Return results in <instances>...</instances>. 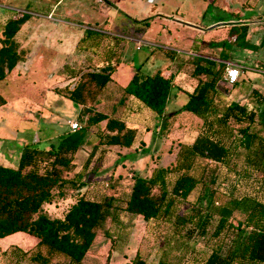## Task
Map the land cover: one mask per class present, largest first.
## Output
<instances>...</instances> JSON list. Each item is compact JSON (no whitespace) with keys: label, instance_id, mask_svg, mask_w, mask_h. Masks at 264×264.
I'll return each instance as SVG.
<instances>
[{"label":"rangeland","instance_id":"374dc122","mask_svg":"<svg viewBox=\"0 0 264 264\" xmlns=\"http://www.w3.org/2000/svg\"><path fill=\"white\" fill-rule=\"evenodd\" d=\"M21 13L29 14V18L14 37L16 50L22 57L27 53L38 55L29 67L36 71V75L30 76L37 81L58 85V70L54 71L51 67L59 68L60 73L67 69L66 80L77 73L96 69V64L79 61L81 53L96 55L100 61L116 59L118 65L113 77L120 84H126L137 69L146 74L162 71L168 75L174 72L176 81L170 89L164 110V115L168 116L186 102L188 95L184 90L192 89L197 82V77L188 72L192 62L182 64L186 53L192 51L213 58L217 63L225 59V63L247 67L240 76L243 78H239L235 86L224 80L219 82L221 102L232 100L254 106L259 95L264 98V72L255 70L264 71V47L256 50L222 47L229 25L208 29L217 22L248 20V40L260 43L264 33V0H0V38L5 22ZM168 49L175 52L174 59L168 55ZM19 68L25 73L26 67L22 63ZM40 70H44L45 74L42 75ZM51 73L55 76L48 77ZM63 102L64 105L51 104L54 114L49 118H46L45 110V115L41 117L33 114L32 120L20 118L18 112L22 109L3 115L0 118L3 133L0 148L3 146L4 151L12 150L18 161L23 144L20 140L31 143L33 136L39 135L41 140L35 145L48 149L58 142L52 130L59 124L61 129L66 128V122H75L80 128L84 126L87 112L83 110L78 114L71 100ZM176 117V121L169 122L168 128H164L163 124L157 132L153 128V137L151 135L143 142L145 147L139 145L137 151H124L125 147L120 146L117 148L123 152H118L116 148L109 154L106 150H98L96 157L91 159L93 173H87L84 185L78 188L68 186L66 198H57L43 205L51 217L62 218L79 195L93 200L108 196L115 198L111 209L113 217H108L96 231L82 264H126L137 253L145 264H156L161 259L180 264H202L218 243L227 246L235 231L227 228L218 237L215 236L213 232L219 218L215 213L203 234L192 224L175 229L173 216H189L195 208L207 213L214 200L215 206L229 205L234 198L242 197L264 201V179L259 172H254L252 176L244 173V151L239 148L229 168L199 160L193 173L201 178V183L185 200H176L170 219L145 222L141 216L126 213L123 208L133 182L129 174L148 177L154 165H166L174 159L180 143L192 140L198 119L186 110L178 112ZM156 118L157 123L160 122L161 117ZM231 124L236 128L239 126ZM67 130L71 131L70 127ZM252 130L264 138V123L256 120ZM86 133L87 138H91V148L92 144H99V140L105 137L100 124L88 128ZM76 162L81 168L85 161L77 157ZM242 219L243 214L235 210L229 222L236 225ZM191 229L193 232L190 234ZM36 242V237L24 232L1 238L0 264H33L28 256ZM21 251H27L28 255L23 256ZM64 261V258L57 257L52 264H64Z\"/></svg>","mask_w":264,"mask_h":264},{"label":"trees","instance_id":"16d2710c","mask_svg":"<svg viewBox=\"0 0 264 264\" xmlns=\"http://www.w3.org/2000/svg\"><path fill=\"white\" fill-rule=\"evenodd\" d=\"M28 18L27 13L11 16L2 28L0 81L23 59L16 50L14 37ZM226 24L229 28L222 47L237 46L250 50L264 47V33L260 43L248 40V20ZM171 51L168 49V55L174 59L175 52ZM224 61L226 60L221 59L217 63L213 58L194 52L186 54L182 64L192 62L188 72L192 77H197V82L191 91H187L186 102L172 115H164V110L173 86L174 72L168 75L162 71L146 74L137 69L122 88L124 94L133 96L155 116H160L164 128L169 126L168 119L182 110L193 113L199 120L192 142L180 143L169 164L154 167L148 177L136 174L132 176L133 182L123 208L126 213L141 216L145 222L170 219L176 200H185L201 183V178L193 173L199 160L229 168L239 148L244 151V173L252 176L254 172H259L264 179V138L252 130L256 120L264 123V98L256 90H252L259 95L254 106L232 100L221 102L218 84L221 80L228 83L224 78ZM117 64L112 65L109 61L103 67L77 73V77L62 90L66 98L75 105H82L81 111L88 114L85 125L80 130L65 133L48 149H41L34 144L25 145L16 168L0 164V239L15 232L36 237L35 247L28 256L33 264H52L57 257L64 258V264H82L96 231L108 217H113V196L93 200L79 195L62 218L51 217L43 209V205L52 203L57 198H66L68 186L78 188L84 185L88 173L86 170L99 147L133 145L137 127L119 117L90 108L111 80ZM216 64L218 66L214 69ZM237 82L228 84L235 86ZM4 103L5 100L0 96V105ZM100 122H104V139L99 140L100 145L92 144L82 167L75 171V153L87 143L86 131ZM243 122L247 123L239 125ZM231 123L239 126L236 128ZM104 150L107 151L104 147L100 149ZM71 172H74L73 176L69 175ZM214 203L215 200L211 201V208L207 213L195 208L189 216H173L175 229L192 224L203 234L206 224L215 213L219 216L213 232L215 236L218 237L227 228L235 231L229 244L224 247L218 243L202 264H264V201L242 197L234 198L229 205L215 206ZM235 210L243 214V219L233 225L229 218ZM192 232L191 229L189 233ZM21 254L28 255L27 251H21ZM126 264L145 263L137 253ZM156 264L180 263L161 259Z\"/></svg>","mask_w":264,"mask_h":264},{"label":"crops","instance_id":"0c3cea01","mask_svg":"<svg viewBox=\"0 0 264 264\" xmlns=\"http://www.w3.org/2000/svg\"><path fill=\"white\" fill-rule=\"evenodd\" d=\"M249 26H250V24H249ZM249 30H250V27H249ZM37 56L38 55H36L35 53L34 54L33 53H31V54L27 53L23 57L22 60L18 61V63L15 65V67L5 76V78L0 81V94L3 97V99L5 100V103L0 105V118L3 115H6L10 111L15 112L17 109L23 110L22 112H18V115L20 114L19 115L20 118L25 119V120H32L33 114H39L40 117H41V115H45L44 110L46 112V115H45L46 118H49V117H52L51 115L54 114L53 113L54 111L51 112V109H50L51 104L56 103L58 105H61V104L64 105L65 102H63V101L65 99H68L63 95L62 90L70 82H72L77 77V75H73V77L71 79L66 80V77H67L66 74L68 71L67 69L64 70L63 73H60L59 68L51 67L52 70H54V71L58 70V72L56 73L57 78H58V81H57L58 85H53V84L50 85L49 82L40 81V80L37 81L36 79H32V77L30 75H36V71L29 69V67L31 66V63L34 61L33 59ZM98 59H99L98 56L90 55L88 53L87 54L81 53V55L79 57V61H84V62L87 61V63L89 65H91L93 63V64H96L97 67L98 66L103 67L104 64H106L107 62L110 61V59L109 60L107 59L105 61H100ZM113 59L114 58H112V60H111L112 65H114V63L116 61V59H114V60ZM98 61H99V63H95ZM21 63L24 65V67H26V70L24 69L25 73L22 72L21 69L19 68L21 66ZM117 65L115 66V69L111 74V80L106 84V86L103 88L101 93L97 96L95 101L90 105V108L94 109L96 111H101V112L107 113L109 115H114L116 117H119V118L125 120L128 124L137 127L138 131H137L133 145L131 147H125V150H124V151H129V150L137 151L140 148V147H138L139 145L143 146V142L146 139L151 137V135L153 137V134H152L153 128H155V130H153L154 132L155 131L157 132V129L159 130L160 125L163 124V119L161 118L160 122L157 123V118H156L155 114L149 108L144 106L141 102H139L133 96L123 93L122 88L124 86H126V84L129 82V80L131 78L128 80V82L126 84H120V83L115 82L113 74H114L115 70L117 69ZM52 66H55L54 63H52ZM40 72L42 73V75L45 74L44 70H40ZM72 73H74V72L72 71ZM51 76H55V75L53 73H51L48 77H51ZM175 76H174L173 83H174V81H176ZM33 78H35V77H33ZM242 78L243 77H241L240 79H242ZM59 82H62V83H59ZM174 85L176 86V84H174ZM193 87H192V89H193ZM120 89H121V91H120ZM192 89H190V90L187 89L184 91L187 92V91H191ZM44 99L46 100L45 102H43ZM75 107H76L75 111H77V113L79 114L81 112L83 106L79 104V105H76ZM170 115H172V114H170ZM176 116L177 115L171 116L168 119V121L170 123L173 121H176L177 120ZM194 117H196V116H194ZM54 122H58V120L57 121L55 120ZM68 123L66 122V125H67L66 128H68L70 125ZM70 123H72V122H70ZM59 125L57 126V128L54 127L55 130H52L55 133V135H56L55 137H57L58 140L61 138V136H63L65 133L68 132V130L66 131V128L61 129L59 127ZM100 125L103 126L104 122H100ZM163 131H166V129ZM194 132H195V134H194L192 140L194 139V137L197 133L196 128L194 129ZM2 135H3L2 128H0V136H2ZM40 140H41V138L39 137V135L33 136L31 143H29L28 141L20 140L21 144L23 142L22 149L25 145H27V144H34L35 145ZM192 140L190 142H192ZM90 141H91V138L88 137L87 143L83 144L75 153L74 163L78 164V166L75 167V171H78L80 169L79 163L76 162L77 157H79L81 161H85L87 156L89 155V153L91 151V142ZM145 146L146 145H144L143 147H145ZM169 146H170V144H169ZM2 147L3 146H1V148H0V164L7 166V167L16 168L18 165L19 159L17 161V157H15L12 154V150L8 149V150L4 151L5 149H4V147L3 148ZM102 147L107 149V154H109L111 152V150L115 149V148L117 149L118 152H123L122 149L117 148L118 145H103V146L99 147L98 150L100 151V149ZM22 149H21V151H22ZM98 150L96 152H98ZM21 151H19V152L21 153ZM96 155L97 154L95 153L94 157H96ZM174 156H175V153H174ZM93 158H92V160H93ZM91 163H92V161H91ZM91 163H90L88 169L86 170V172H88V174L93 173V172H91V165H92ZM121 164L123 165L124 163L121 162ZM157 166L158 165H154L153 168L157 167ZM161 166H165V165H161ZM121 167L123 168V166H121ZM153 168L151 169L150 174H151ZM118 170H119V168H118ZM112 175L114 176L116 174H112ZM129 176L132 177L133 173H130ZM85 180L87 181V179H85Z\"/></svg>","mask_w":264,"mask_h":264},{"label":"built area","instance_id":"2783aa9c","mask_svg":"<svg viewBox=\"0 0 264 264\" xmlns=\"http://www.w3.org/2000/svg\"><path fill=\"white\" fill-rule=\"evenodd\" d=\"M186 54H193V52L189 51ZM225 67H226L225 68L226 70H225L224 78L228 83L237 82L239 80L241 74L243 73V71L245 69H247V67H245L243 65H240L237 63H232V62H226ZM255 70L259 71V72H264V71L258 70V69H255ZM69 127H70L71 131H76L80 128V126L77 125V123H75V122L70 123Z\"/></svg>","mask_w":264,"mask_h":264},{"label":"water","instance_id":"95a60500","mask_svg":"<svg viewBox=\"0 0 264 264\" xmlns=\"http://www.w3.org/2000/svg\"><path fill=\"white\" fill-rule=\"evenodd\" d=\"M226 23H227V22H217V23L211 25L208 29H214V28H216V27H218V26H221V25H223V24H226Z\"/></svg>","mask_w":264,"mask_h":264}]
</instances>
